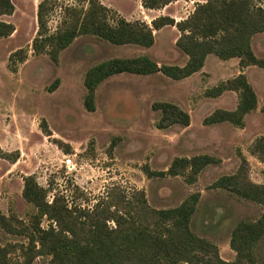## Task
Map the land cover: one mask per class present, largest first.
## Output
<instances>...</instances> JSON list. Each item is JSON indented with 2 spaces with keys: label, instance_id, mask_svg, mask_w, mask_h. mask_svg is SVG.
Instances as JSON below:
<instances>
[{
  "label": "rangeland",
  "instance_id": "374dc122",
  "mask_svg": "<svg viewBox=\"0 0 264 264\" xmlns=\"http://www.w3.org/2000/svg\"><path fill=\"white\" fill-rule=\"evenodd\" d=\"M12 1L14 14L1 17L13 23L16 31L10 37H0V145L7 151L19 150L20 158L15 163L0 158V212L27 218L33 207L23 198L22 190L23 178L30 174H35L44 187L52 184L69 196L78 187L93 201L113 184L128 191L144 189L149 203L158 208L178 206L189 194L199 191L193 230L216 242L224 259H234L236 252L229 243L231 231L241 220L258 218L262 210L251 201L211 185L221 175L237 170L238 150L251 159V178L264 179V162L249 152L252 142L264 135V68L253 65L246 71L259 104L246 115L243 128L229 122L203 123L216 108L234 110L238 103V96L232 92L205 97L207 88L236 76L240 70L236 58L222 60L213 54L208 55L203 71L182 80L161 72L115 74L99 85L96 110L89 111L85 106V76L90 67L109 58L137 56L183 66L187 56L176 46L178 29L169 25L155 31L156 41L151 47L113 45L93 36H79L60 53L59 62H54L47 54H35L32 48L41 0ZM100 1L128 20L150 23L158 15L142 7L141 0ZM197 2L200 0L173 3L165 15L182 20ZM74 5H79V0H57L48 15L51 30L61 22L65 8ZM252 46L264 59V32L253 37ZM21 48L28 57L13 72L9 58ZM56 79L60 85L50 91ZM157 101L178 104L190 113L191 125L159 129L156 123L161 112L152 108ZM44 119L52 136L42 131ZM55 139L69 144L72 153L65 152ZM197 154L214 155L222 162L203 170L195 184L181 176L149 177L144 171L145 166L164 171L176 157ZM17 241V237L0 229L1 243ZM260 254L264 260V242ZM47 260L40 257L34 264H47Z\"/></svg>",
  "mask_w": 264,
  "mask_h": 264
},
{
  "label": "trees",
  "instance_id": "16d2710c",
  "mask_svg": "<svg viewBox=\"0 0 264 264\" xmlns=\"http://www.w3.org/2000/svg\"><path fill=\"white\" fill-rule=\"evenodd\" d=\"M175 1L178 0H141V4L145 9L157 10ZM56 2L41 0L38 4V28L32 41L35 54H47L54 62H59L60 53L83 35L113 45L151 47L156 41L155 30L170 25L180 32L176 46L187 56L183 66L137 56L109 58L90 67L85 76V106L89 111L96 110L99 85L115 74L161 72L182 80L202 71L210 54L222 60L237 58L241 69L251 65L264 68V59L256 55L252 46L253 37L264 32V0H206L197 2L185 19L176 21L170 15H160L151 24L128 20L100 0H79V5L65 8L61 22L51 30L48 15ZM15 10L12 0H0V37H10L16 31L13 23L1 19L13 15ZM27 57L24 48L13 52L9 58L11 70L17 72V64L24 63ZM59 85L60 80L56 79L49 90L55 91ZM227 91L237 93V107L216 108L204 118L205 125L229 122L243 128L246 115L257 109L259 97L246 73L220 81L207 88L204 95L216 98ZM152 108L161 112L156 123L159 129L191 125L190 113L176 103L157 101ZM41 127L45 135H53L45 119ZM55 142L72 153L69 144L59 139ZM249 152L264 162V135L252 142ZM238 156L237 170L221 175L211 187L251 201L262 211L256 219L239 221L231 231L229 243L236 252L232 260L224 259L216 242L192 228L201 199L199 191L189 194L178 206L158 208L149 203L144 189L128 191L113 184L93 201L78 187L69 196L52 184L44 187L35 174H30L24 176L22 190L23 198L33 207L27 218L0 212V229L19 239L0 242V264H34L40 257L47 258V264H264L260 254L264 242V180L255 182L248 158L241 150ZM0 158L15 163L20 151H7L0 145ZM221 162L220 157L197 154L176 157L164 171L148 166L144 171L149 177L181 176L187 183L195 184L203 170Z\"/></svg>",
  "mask_w": 264,
  "mask_h": 264
},
{
  "label": "crops",
  "instance_id": "0c3cea01",
  "mask_svg": "<svg viewBox=\"0 0 264 264\" xmlns=\"http://www.w3.org/2000/svg\"><path fill=\"white\" fill-rule=\"evenodd\" d=\"M180 1H186V0H178V1H175V2H172L171 4H173V3H177V2H180ZM190 1H193V0H190ZM206 0H200V2H205ZM171 4H169V5H167V6H165L164 8H162V9H153V10H151V9H147V10H151V11H157L158 12V15H156V17H158V16H160V15H165L166 14V8H168ZM196 6V5H195ZM143 7V6H142ZM194 11V10H193ZM193 11H191V12H193ZM191 12H189V15L191 14ZM120 14V13H119ZM189 15H187L186 16V18L189 16ZM123 16V15H122ZM171 16V15H170ZM174 15H172V17H173ZM155 17V18H156ZM174 18L176 19V21H179V18L178 17H175L174 16ZM183 18V17H182ZM185 19V18H184ZM148 23V22H147ZM149 24H151V22L149 23ZM172 27H175V26H172ZM156 31V30H155ZM155 31H154V33H155ZM158 31H160V30H158ZM155 36H156V33H155ZM233 59H235V58H233ZM236 62L238 63V66H239V59H237L236 58ZM161 64V63H160ZM251 66H253V65H251ZM240 67V66H239ZM250 66H248V67H246V68H244V69H241V67H240V70L238 71V73L236 74V75H238L239 73H241V72H244V73H246V71H247V69L249 68ZM204 69V68H203ZM203 69H202V71H203ZM247 74V73H246ZM227 92H232L233 94H235L236 96H237V93L236 92H234V91H227ZM227 92H225V93H227ZM225 93L223 94V95H225ZM223 95H221V96H219V97H222ZM188 127V126H187ZM246 156V155H245ZM252 157H254V156H252ZM248 160H251L250 158H248ZM264 180V179H263ZM263 180L262 179H254V181L255 182H258V183H261V182H263ZM219 246V245H218ZM220 252H221V250H220ZM222 254V253H221ZM222 256V255H221ZM226 260H229V259H226ZM183 264H185V263H183Z\"/></svg>",
  "mask_w": 264,
  "mask_h": 264
}]
</instances>
